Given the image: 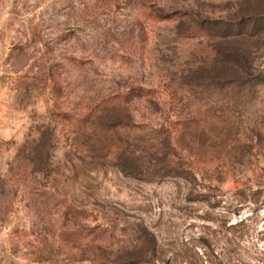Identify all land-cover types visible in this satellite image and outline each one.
<instances>
[{"label": "rangeland", "instance_id": "rangeland-1", "mask_svg": "<svg viewBox=\"0 0 264 264\" xmlns=\"http://www.w3.org/2000/svg\"><path fill=\"white\" fill-rule=\"evenodd\" d=\"M0 264H264V0H0Z\"/></svg>", "mask_w": 264, "mask_h": 264}]
</instances>
